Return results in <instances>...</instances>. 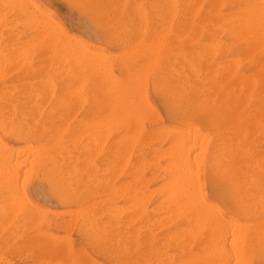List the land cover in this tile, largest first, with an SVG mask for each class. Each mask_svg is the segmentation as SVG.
<instances>
[{
    "label": "bare ground",
    "instance_id": "obj_1",
    "mask_svg": "<svg viewBox=\"0 0 264 264\" xmlns=\"http://www.w3.org/2000/svg\"><path fill=\"white\" fill-rule=\"evenodd\" d=\"M10 1L3 0V5H20L23 23L37 34L30 30L34 38L19 41L13 54L7 53L9 47L4 48L0 38V68L6 60L16 61L20 75L16 83L0 81V243L5 242L2 231L24 226L26 233L31 229L28 242L36 247L37 264H97L75 256L70 242L56 234L61 229L54 233V228L72 225L112 264H171L167 250L171 236L165 233L162 243L156 230L169 223L170 211H183L192 214V220L211 222L209 234L215 239L209 247L215 250L206 246L213 255L207 252L211 259H198L200 264L203 260L231 264V257L240 260L246 247L264 251L259 226L232 230L231 223L220 217L221 210L186 203L187 195L196 198L208 185L213 191L240 193L249 191L246 184H264V147L257 144L256 133H249L253 124L249 117L233 116L232 98H226L227 93L219 99L217 73L208 70L212 64L202 41L200 0H145L146 9L144 0H105V16L111 23L96 29L100 46L70 34L56 19L40 16L38 9L31 11V0ZM19 18L12 21L17 24ZM118 46L120 60L112 54ZM82 133L97 152L105 142L101 148L108 155L105 162L113 163L115 175L128 173L130 182L105 193L102 167L84 165L88 161L77 154ZM31 179L47 185L68 220L43 212L27 190ZM152 182H160L153 191ZM223 184L231 186L219 187ZM103 196L109 199L119 231L97 216ZM119 200L126 205L120 206ZM242 200L229 203L236 213L246 210ZM151 202L155 206L150 210Z\"/></svg>",
    "mask_w": 264,
    "mask_h": 264
},
{
    "label": "rangeland",
    "instance_id": "obj_2",
    "mask_svg": "<svg viewBox=\"0 0 264 264\" xmlns=\"http://www.w3.org/2000/svg\"><path fill=\"white\" fill-rule=\"evenodd\" d=\"M101 1L103 2V4ZM213 2L214 4H212ZM5 3L7 4V0H5ZM3 4H4L3 0H0V15L3 13L2 18L0 16V24L1 22H4V20L6 19H8L7 21L8 23L6 24V21H5V23H2L4 25L2 24L0 25V38L2 39V45L5 46L4 48L9 47L8 50H6L7 53L9 54L10 52V54H13L14 52H16L15 45H18L19 41L30 39V37L35 35V33L37 34V32L36 30L32 28L30 29V27H28L26 23H23L25 22V19L22 20V18H24V15L20 12V7H21L20 5H16L14 3L15 5L13 4L12 9H10L9 7L11 6V4H9L10 6H5L6 4L5 5ZM29 5H31L29 6V9L31 11L32 9L33 10L38 9L40 16L43 17L46 15V17L50 16L51 18L56 19L62 25V27L66 31H68L70 34L83 39L84 41H86L89 44H92L93 46L102 45L101 43L102 41L99 35L96 33L97 32L96 29H98L97 27L99 26L101 27V25L103 26V24L104 26H107L109 23H111L108 21L109 20L108 17L105 16V6H106L105 0H82V1L72 0V2L71 0H31ZM102 6L104 7L102 8ZM143 6H144V9H146L145 0H144ZM205 7H207V9ZM200 8L202 11L201 12V22L203 23L201 24L203 25H201V32H202V41L204 45V51L206 52V54L209 52V54L207 55L210 58V62L212 64V66L209 67L208 70L214 69L215 72L217 73L216 79L218 83V96H220L219 99L220 100L224 99L226 94L229 93L226 96V98H229V99L232 98V101H230L229 103L232 102V104L234 105V107L232 108L233 116L235 118L241 117V116L249 117L251 123L253 124L249 133H256L255 136L258 140L257 144L259 146L263 145L264 147V61H263L264 59V56H263L264 54L263 53L264 52V0H212V1L200 0ZM213 9L214 11H212ZM17 16L19 17L21 16V17L19 18ZM11 17L12 19L9 20V18ZM15 17L19 18V20L17 19V24L13 22L14 20L16 21ZM20 20H22V22ZM10 21L14 23L15 25L11 26L13 24L11 23L10 25ZM99 22H101V24ZM9 25L11 26L12 29L10 27L8 29ZM25 26H27L28 28H26ZM23 30L25 32H23ZM30 30L34 31L35 33L33 35L30 34V33H33ZM217 30H218V33H217ZM206 33H207V36H206ZM225 33H227V35ZM33 38L34 37H32V39ZM7 41L8 43H6ZM250 41H251V44H250ZM205 44L207 45V47ZM119 48H114L112 51V54L116 53V54H113L116 60H120L122 48L120 49ZM226 58H228L227 59L228 62ZM9 61L11 60H6L5 63L0 68L1 72L3 71V73H5V74H2V76L0 77V81H4L8 83H16V81L18 82V79L20 76L19 69H18L19 63L16 61H13L14 63L16 62V64L14 66V63L12 62L13 67H11L10 65H12V63ZM5 64L7 65L5 66ZM7 67L8 68L11 67L13 69L10 68L9 69L10 71H8ZM6 69L8 71L7 74H6L7 72ZM244 79H247V80H244ZM150 94H151L150 96H151V100L153 101V104L159 111H161V107L158 101L155 99L153 92H150ZM226 108L229 109V107H226ZM82 135L83 136H80V137L78 136L79 138L77 137L79 140V142L77 143L78 149H76L77 154L82 155V159H86V162L88 161L84 165H87L88 163L92 162V164H95L98 167L100 168L102 167L104 169L103 170L101 168L99 173L101 174V178L105 180L107 184L105 188V190L106 189L107 190L105 191V193L110 192L111 189H114V187L116 188L122 185L123 183L130 182L131 176L128 175V173L120 174L118 171L115 175L113 172H116L117 170L113 168V163L110 162L109 164L108 162H105L106 161L105 159L108 155L106 154V152L101 151V148L105 146V142L101 144V147L99 150L100 152H97L96 146L94 147L92 146L93 143L88 142L89 139L87 137V134L82 133ZM113 136H114L113 133L109 134L110 138H112ZM86 138H87V141H85ZM9 143L18 145V143H16L13 140H9ZM83 146H85V148H83ZM90 147L93 149L92 151ZM90 155H91V158H90ZM147 173L150 174V171L148 170ZM107 174L111 177L109 178ZM159 185H160V182H157V183L152 182L150 184V190L153 188V186L155 189ZM230 186L231 185H227V184L219 185V187H222V188L230 187ZM245 186L250 188L249 191L247 190L244 192L235 193L234 191L225 190V189H223V191L222 190L213 191L212 188L208 185L202 192H200L201 195L199 193L196 194V198H195V195L193 196V199H191V197L187 195L186 203L194 201L192 203L205 205L206 208L208 206L207 209L210 210L211 208L210 210L211 212H217L218 210H221L222 216L220 215V217L222 218L224 217V219L227 221L226 223H229V222L231 223V224H228L230 229H232V227L233 229L237 227L247 229L251 226L253 227L259 226L258 229L261 231L260 233L263 234L264 233V184H250V185L246 184ZM27 190L30 196L32 197V199L35 202H37L38 205L44 208L42 209L44 213H47L53 216H56L55 214H60L58 216L59 218L63 217L62 215H64L65 216L64 219L66 220L69 219L68 217L70 216L68 214H64L66 209L63 206H61L57 202V200L49 193L48 187L43 181L39 179L29 180L27 182ZM255 190L257 193L255 192ZM199 195H200V198L198 199ZM235 195H237L239 198H237V196ZM234 198L236 200L243 199L241 202H244L245 204H247V207L244 213H236L234 210L231 209L230 206L232 205V203L235 204V201H236ZM102 199L103 201L100 204L101 208L99 207L98 208L99 210L96 211L97 216L100 218V220L104 224L109 225L111 229H113L114 231H119L120 227L118 223L116 222V219L113 213H111V211L108 209L110 205L108 197L103 196ZM229 203H231V205ZM118 204H120V206L126 205V203L123 200H119ZM148 205H149V209L151 210L154 208L155 203L151 202ZM172 207H175V205L174 204L171 205V210H174V208ZM61 209H63L64 211L63 210L61 211ZM172 212L173 211H170V216L167 218V220L169 218L170 219L174 218V219H171V220L169 219L168 220L169 223H167L165 226L160 227L159 229L156 230L157 238L160 240V242L163 243V240H162L163 235L165 233L170 234L172 240L170 241V245H168L167 250L169 251L168 254L171 257V264H177V263L178 264H181V263L182 264L183 263L184 264H194V263L200 264L198 259L200 260L201 258L203 259L204 257L208 256L207 255L208 251L206 250H208L207 248L212 243L211 241H213L211 239H213L214 236L209 234V227L211 225L210 224L211 222L209 221V219L207 221L206 219H203L201 221H196L194 219L192 220L190 218V216L192 217V214L188 212L180 211L179 214H176V213L172 214ZM174 216L177 218H175ZM124 218H126V216H124ZM200 223H201V226H200ZM68 227L67 228L58 227L57 229L54 228L53 230H55L54 233H56L59 229H61L64 232L63 234V232L59 230L56 234L59 235V233L60 234L62 233L61 234L62 239H66L70 242L71 248L75 256H78L81 258H90L92 261H94L97 264H104V263L112 264L111 261L107 257L102 255L97 250H95L92 247V245L88 243L85 238L82 237L77 226L68 225ZM24 228H25L24 226H19V228L17 226L14 229L12 228L13 230L5 229L4 231L1 232V236L3 235L2 239L5 240V242L0 243L1 244L0 245V249H1L0 256L3 255L2 258L0 257V263L13 264L14 262V264H22V263L23 264L24 263L25 264L27 263L37 264L38 257L37 255H35L36 247L34 246V244L31 247L32 243L28 242L29 233H30L29 231L31 229L30 228L29 230L27 229L29 233L28 232L26 233V228L25 229ZM183 232L185 235L183 234ZM174 233L176 236L174 235ZM173 236H175L176 239H173L172 238ZM234 238L235 236L229 237L230 240L232 239L234 240ZM77 239L81 241H78ZM17 241L19 242L25 241L26 244L28 243L26 245L27 248L23 246L25 247L23 249V247L21 246L22 243L19 244L18 242L16 244ZM84 242L87 243L86 244L87 246L85 245ZM212 244L214 245V243ZM9 245H11V247ZM212 248L213 246L211 247V249ZM5 250H7V252ZM205 252H206V256H205ZM251 252L254 253V255H252ZM23 253H24V256H21L23 255ZM32 253L34 256L32 255ZM210 253L212 252H208V254L212 257L213 253L212 255ZM4 256L6 257L9 256V257L7 259ZM234 257L235 258H233V256L231 257V260H232L231 264H236V263L237 264H264V251L258 249V247H246L245 249H243L241 253H239L238 259L240 260H236L237 257L236 256ZM13 258H15L16 261H14ZM1 259L2 260L5 259V260L2 262ZM210 259H208V261H210ZM8 260H10V262H8ZM11 260H13V262ZM24 260H26L27 262ZM17 261L19 262L21 261V262L17 263ZM238 261H240V263ZM205 262L203 260V264H205ZM207 264H210V262Z\"/></svg>",
    "mask_w": 264,
    "mask_h": 264
},
{
    "label": "snow or ice",
    "instance_id": "obj_3",
    "mask_svg": "<svg viewBox=\"0 0 264 264\" xmlns=\"http://www.w3.org/2000/svg\"><path fill=\"white\" fill-rule=\"evenodd\" d=\"M121 264H123V262H121Z\"/></svg>",
    "mask_w": 264,
    "mask_h": 264
}]
</instances>
